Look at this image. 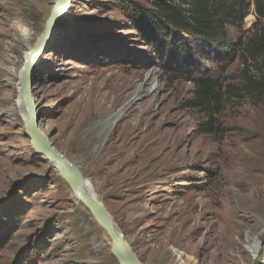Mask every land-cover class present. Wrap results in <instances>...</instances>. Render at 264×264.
Returning <instances> with one entry per match:
<instances>
[{
    "label": "rangeland",
    "instance_id": "1",
    "mask_svg": "<svg viewBox=\"0 0 264 264\" xmlns=\"http://www.w3.org/2000/svg\"><path fill=\"white\" fill-rule=\"evenodd\" d=\"M127 2L149 5L59 7L34 74L45 138L81 168L142 264H264V102L230 106L216 133H204L206 119L187 105L194 85L147 68L155 47ZM56 3L0 0V239L11 234L0 264H120L106 231L26 136L22 81ZM255 22L252 9L236 35ZM108 145L121 154L98 173L95 156Z\"/></svg>",
    "mask_w": 264,
    "mask_h": 264
},
{
    "label": "trees",
    "instance_id": "2",
    "mask_svg": "<svg viewBox=\"0 0 264 264\" xmlns=\"http://www.w3.org/2000/svg\"><path fill=\"white\" fill-rule=\"evenodd\" d=\"M146 1L148 6L125 4L138 34L155 47L154 62L147 68L157 67L169 80L194 85L187 105L206 119L204 133H216L230 106L264 102V0ZM252 9V32L236 35ZM236 66L241 68L230 80L229 70ZM10 237H1L0 250Z\"/></svg>",
    "mask_w": 264,
    "mask_h": 264
},
{
    "label": "water",
    "instance_id": "3",
    "mask_svg": "<svg viewBox=\"0 0 264 264\" xmlns=\"http://www.w3.org/2000/svg\"><path fill=\"white\" fill-rule=\"evenodd\" d=\"M70 3L71 0H57L53 16L47 22L43 36L34 47V56L27 66L26 75L22 81L21 98L29 116L25 121L26 136L32 141L36 153L46 157L48 161L55 166L61 178L71 187L75 198L89 210L106 231L111 240L112 253L117 261L120 264H142L125 237L120 233L106 205L92 193L85 190L86 177L81 168L58 152L54 145L46 140L40 128V116L34 97V74L37 68L36 64L39 61L38 57H41L44 50L56 38L58 22L55 21V17L59 7L69 5ZM52 24L57 27L55 30H53Z\"/></svg>",
    "mask_w": 264,
    "mask_h": 264
},
{
    "label": "bare ground",
    "instance_id": "4",
    "mask_svg": "<svg viewBox=\"0 0 264 264\" xmlns=\"http://www.w3.org/2000/svg\"><path fill=\"white\" fill-rule=\"evenodd\" d=\"M63 13H65V10L64 11H62V12H59L58 14H56V17H55V21L56 22H58L60 19H61V16H62V14ZM52 27L54 28L53 30H55L56 29V26L54 25V24H52ZM33 56H34V54H33ZM33 56H32V58H33ZM32 58H31V60H30V62L32 61ZM38 59H40V57H38ZM39 62V61H38ZM38 64V63H37ZM37 64H36V66H37ZM152 88V87H151ZM127 98V96H123L122 97V101H124V99H126ZM121 100H120V102H121ZM119 102V103H120ZM121 115V113H119L118 114V117ZM122 116V115H121ZM28 113H27V111L25 110V120H27L28 119ZM134 133H136V129H135V127L134 126H131V127H129V128H127L126 130H125V133H124V141H127V140H130V138H131V136L134 134ZM42 134H43V136L45 137V135H44V133L42 132ZM47 140V139H46ZM111 149H112V146L111 145H108V146H106V147H104V148H102V149H100L99 150V152H98V155L97 156H95V163H96V165H97V172L99 173V172H104L105 170H106V168H104L103 166H104V164H108V163H110L111 161H113L114 159H116L117 157H118V155H120V154H116L115 156H112L111 155ZM120 164V163H119ZM140 181H142V180H140ZM84 188H85V190L87 191V192H90V193H92L94 196H96L97 198H98V196H97V194H96V192H95V190H94V187H93V185L90 183V181H88V180H86V182H85V186H84ZM99 199V198H98ZM100 200V199H99Z\"/></svg>",
    "mask_w": 264,
    "mask_h": 264
}]
</instances>
